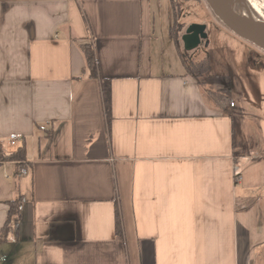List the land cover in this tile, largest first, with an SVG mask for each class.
Returning <instances> with one entry per match:
<instances>
[{"label": "crops", "instance_id": "obj_1", "mask_svg": "<svg viewBox=\"0 0 264 264\" xmlns=\"http://www.w3.org/2000/svg\"><path fill=\"white\" fill-rule=\"evenodd\" d=\"M163 1L0 0V145L26 149L0 163V230L24 199L0 264H264V53L211 12L186 75Z\"/></svg>", "mask_w": 264, "mask_h": 264}, {"label": "trees", "instance_id": "obj_2", "mask_svg": "<svg viewBox=\"0 0 264 264\" xmlns=\"http://www.w3.org/2000/svg\"><path fill=\"white\" fill-rule=\"evenodd\" d=\"M173 9V23L172 26L169 29V35L173 39L176 51L179 54V58L182 64V67H184L185 74L189 76H195V77H203L208 73L209 66L207 63V55L203 57H198L196 54L197 50L193 52V54H189L188 52L184 51L183 47L180 44V38H179V32L183 29V25L177 21L178 19V13L175 11V6L172 5ZM83 53L86 57L87 62V68L90 70L91 77L96 76V69H95V57L92 53V49L88 45L82 46ZM101 93L103 98V104L105 108V112L108 114L109 106H110V98H109V83L102 81L101 83ZM203 94L206 96V98L211 100L216 105L223 107L224 105L230 106V94L228 91L223 92H214L211 90V88L204 87L203 88ZM26 149L25 145L23 144V141L19 143L16 147H12V149L7 150L6 152L3 151L1 145H0V163L3 162H14L16 163V172L18 175H22L20 171L22 168H25V154ZM23 197L17 193L16 197L9 201L8 205V214H7V221L5 226L0 230V241H4L6 237L10 234V230L12 228L17 227L20 219H21V210L23 208L24 204ZM118 226V221L116 220V227Z\"/></svg>", "mask_w": 264, "mask_h": 264}, {"label": "water", "instance_id": "obj_3", "mask_svg": "<svg viewBox=\"0 0 264 264\" xmlns=\"http://www.w3.org/2000/svg\"><path fill=\"white\" fill-rule=\"evenodd\" d=\"M202 1L229 32L264 53V18L242 7L240 0ZM180 38L184 51H193L207 40L205 26L192 24Z\"/></svg>", "mask_w": 264, "mask_h": 264}, {"label": "rangeland", "instance_id": "obj_4", "mask_svg": "<svg viewBox=\"0 0 264 264\" xmlns=\"http://www.w3.org/2000/svg\"><path fill=\"white\" fill-rule=\"evenodd\" d=\"M201 3L203 4L199 5L195 0L174 1L173 5L175 6V11L179 14L177 21L188 25L193 24L192 22L206 21L207 18H210L211 11L210 9H207L203 6L205 5V3L202 0ZM157 5H158V9L160 10L159 18H158L159 34L161 37H163V35L166 34L168 27L173 23L174 12H172L173 9H170V4L168 0H164L162 3H157ZM206 43L207 41L205 42L203 41L198 46V50L196 54L200 56V58L207 55ZM252 47L254 46L252 45ZM254 49L257 48L254 47ZM188 53L192 54L193 51H190ZM174 59L176 60V58Z\"/></svg>", "mask_w": 264, "mask_h": 264}, {"label": "bare ground", "instance_id": "obj_5", "mask_svg": "<svg viewBox=\"0 0 264 264\" xmlns=\"http://www.w3.org/2000/svg\"><path fill=\"white\" fill-rule=\"evenodd\" d=\"M242 7L264 18V0H240Z\"/></svg>", "mask_w": 264, "mask_h": 264}, {"label": "built area", "instance_id": "obj_6", "mask_svg": "<svg viewBox=\"0 0 264 264\" xmlns=\"http://www.w3.org/2000/svg\"><path fill=\"white\" fill-rule=\"evenodd\" d=\"M234 106V103L231 102L230 103V107L232 108ZM22 137L16 136V135H12L8 138V144H10L11 147H16L17 145H19V143L21 142ZM25 170L22 169L20 171L21 174H24Z\"/></svg>", "mask_w": 264, "mask_h": 264}]
</instances>
